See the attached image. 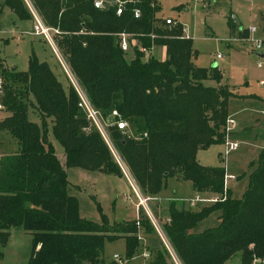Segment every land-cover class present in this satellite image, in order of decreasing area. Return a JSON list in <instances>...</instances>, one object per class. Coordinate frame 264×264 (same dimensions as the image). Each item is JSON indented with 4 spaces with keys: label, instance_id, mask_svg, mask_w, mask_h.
I'll return each instance as SVG.
<instances>
[{
    "label": "trees",
    "instance_id": "1",
    "mask_svg": "<svg viewBox=\"0 0 264 264\" xmlns=\"http://www.w3.org/2000/svg\"><path fill=\"white\" fill-rule=\"evenodd\" d=\"M94 1L29 0L42 23L60 32L63 60L106 122L111 142L140 192L158 196L169 179L178 178L190 182L197 193L226 194L224 200L197 210L168 204L163 228L177 260L225 264L235 254H240V264L264 259V141L257 161L249 164L240 198L224 190V167L202 166L196 158L198 151L224 144L228 105L238 96L220 85L216 67L193 63L191 39L172 19L167 18V24V19L156 18V0L127 3L120 15L116 6L96 9ZM3 5L19 20L30 18L22 0H4ZM228 21L232 37L237 32L246 37V30L238 29L230 16ZM120 33L133 35L136 45L129 40V49L123 51ZM138 46L164 47L165 59H145ZM3 72L0 69V260L12 228L31 237L26 264H104L105 243L121 239L123 259L131 260L141 246L140 230L150 234L146 222L140 218L138 224H109L103 217V223H93L79 216L78 199L70 193L65 169L120 176L101 135L79 109L74 88L64 87L32 51L26 70ZM208 78L215 87L204 84ZM113 111L119 117L112 116ZM29 113L38 123L28 119ZM120 120L127 129L117 128ZM54 141L63 149L65 168ZM214 213L217 225L197 232ZM147 264L174 263L158 246Z\"/></svg>",
    "mask_w": 264,
    "mask_h": 264
},
{
    "label": "rangeland",
    "instance_id": "2",
    "mask_svg": "<svg viewBox=\"0 0 264 264\" xmlns=\"http://www.w3.org/2000/svg\"><path fill=\"white\" fill-rule=\"evenodd\" d=\"M22 2L30 16L28 20L17 19L3 5L4 0H0V69L4 72L12 68L16 71L26 70L27 59L32 51L37 60L46 61L51 65L64 87L71 85L50 46L43 40L33 43L32 37L26 36L25 33L31 32L32 18L26 3L24 0ZM155 14L157 19L170 18L183 27L187 37L191 39L192 49L195 52L192 61L196 66L204 69L216 67L221 75L220 85L227 86L234 95H253L260 99L249 103L230 101L228 105V113L234 120V128L230 133L234 142H239L238 149L230 152L225 159L224 144H216L206 150H201L197 157L200 165L226 167V170L234 175V180L229 181L228 185L232 196L240 198L247 186L245 175L250 171L249 164L257 161L264 141V115L262 114L264 103H261L264 101V86L262 85L264 58L258 57V52L252 50L250 42L233 39L228 17L235 19L240 30L254 28L255 33L252 38L264 40V0H213L210 3H195L193 0H156ZM247 35L246 33V37L243 38L246 39ZM58 36H54V44L62 57L57 41ZM218 55L220 59H217ZM259 64L260 67H258ZM0 80L3 84L2 74H0ZM204 84L209 87L216 86V82L210 78L205 80ZM2 113L0 111V114ZM28 119L38 123L37 117L31 113L28 114ZM101 122L108 136L107 141L110 143L111 137L106 122L102 118ZM89 125L94 127L92 124ZM103 141L105 142L104 139ZM105 144L107 145L106 142ZM54 146L59 161L64 165L62 147L56 141H54ZM112 158L116 162L113 155ZM116 164L118 165L117 162ZM119 169L120 176L102 175L77 168L67 169L70 193L78 199L79 216L96 224L103 223V217L109 224L131 223L137 220L135 204L139 199H144L146 202L139 208V219L146 222L148 231L152 236H156L159 246H163L168 251L156 227L162 232L168 244L163 228L168 221V204L172 201L188 205L184 199L194 196L187 188L188 183L169 179L158 195L159 200L158 196H144L126 169L124 167ZM215 196L220 195L207 194L205 198L210 199ZM167 200L170 202L166 203ZM210 204L212 203H201L200 207ZM197 207L194 210H197ZM209 220L212 222V218ZM139 241L141 242L140 235ZM30 247L29 233L19 228L10 229L8 240L1 248L0 264H26ZM168 247L170 248V245ZM114 253L125 257V246L122 240L105 243L104 264L111 262L109 259ZM171 259L176 264L177 260L174 258V261L172 256ZM148 262V258L139 256L125 264H147ZM226 264H240V254H235Z\"/></svg>",
    "mask_w": 264,
    "mask_h": 264
},
{
    "label": "built area",
    "instance_id": "3",
    "mask_svg": "<svg viewBox=\"0 0 264 264\" xmlns=\"http://www.w3.org/2000/svg\"><path fill=\"white\" fill-rule=\"evenodd\" d=\"M27 0H24V2L27 5L28 11L31 15L32 18V27H31V32H29L28 34L36 36V37H40L44 42H46L51 50L53 51V53L57 56L58 61L60 63V65L62 66L65 75L67 76L68 80L71 83V86L74 88L77 96H78V107L79 109L83 112V114L85 115L86 119L90 122V124H92L96 130L100 133V135L102 136V138L105 140V142L107 143V146L110 150V152L112 153V155L114 156L116 162L118 163V165L120 167H124L126 169V167L124 166V164L122 163V161L119 158V155L116 151V149L114 148L113 144L107 141V134L105 131L104 126L102 125L101 122V117L99 115V112L90 104L89 100L87 99L84 91L79 87L78 83L76 82L73 74L70 72L68 66L66 65L65 61L63 60L62 57H60L56 46L54 44V36H58L60 35V32L58 31V29L56 28H52V27H48L46 25H44L41 21V19L39 18V16L37 15V13L35 12V10L33 9V7L31 6L29 0L26 2ZM137 0H95L93 3V6L96 9H103L105 6H116V14L120 15L122 13L123 7L125 4L127 3H135ZM195 2H200V0H193ZM134 16L136 18H138L140 16V11L139 9H134ZM232 21H235L234 18L230 17ZM167 24H171L169 19L166 20ZM247 31V38L246 39H241V41H245V42H250L252 44V50L258 53H263L264 52V40H259V39H254L252 38L253 34L255 33V29L254 28H249L246 30ZM118 38H119V44L120 47L123 51H127L130 47V45H136V42L133 40V35L131 34H127V33H120L118 34ZM129 40H131V44L129 43ZM152 49V48H151ZM151 49H146L142 46H138V50L144 54V58L148 59L149 57H151V53L150 50ZM217 58H219V55L217 56ZM261 65L259 64L258 67H260ZM262 85L264 86V82H262ZM2 94V88H1V80H0V97ZM2 110V105L0 103V111ZM112 116L115 117H119L116 111H113ZM116 126L119 130H125L127 129V124L124 121H117L116 122ZM234 128V120L230 117H228L227 121H226V126H225V134H226V140L224 142V146H225V150H224V158L226 159V157L229 155L230 152L235 151L236 149H238L239 144L237 142L231 141L228 139V135L229 133L232 131V129ZM122 164V165H121ZM119 167V168H120ZM225 169V167H224ZM124 171V169H123ZM127 171V169H126ZM125 172V171H124ZM128 173V171H127ZM125 177L128 178V175H130L128 173V175L126 173H124ZM234 176L229 175L225 172L224 174V179H223V187L224 190H226L228 188V182L230 180H233ZM129 183L133 188V184L130 182ZM135 192V191H134ZM136 193V192H135ZM226 197V194L224 192L223 197H218L215 196L211 199H201L196 197L194 200H191L189 202L190 206H194L195 203L197 202H205V203H215L218 202L219 200H224ZM139 198V197H138ZM146 202V200L144 199H139L138 203L136 204V216H137V224L139 221V208L144 205V203ZM148 216L150 217L149 213L147 212ZM153 225L156 227V225L154 224V222H152ZM156 230L162 240V243L165 245V247H167L168 252L170 253V255L173 257V259L176 258V256L174 255L171 247L169 248V243L167 244V241L164 237V235L162 234V232L157 229ZM174 259V261H175ZM112 261L117 262L118 264H125L127 261L125 259H123L122 257L118 256V255H114L112 256ZM178 261V260H177ZM177 261H175L176 264H180ZM251 264H264V259H260V258H255L253 259Z\"/></svg>",
    "mask_w": 264,
    "mask_h": 264
},
{
    "label": "crops",
    "instance_id": "4",
    "mask_svg": "<svg viewBox=\"0 0 264 264\" xmlns=\"http://www.w3.org/2000/svg\"><path fill=\"white\" fill-rule=\"evenodd\" d=\"M195 2V1H194ZM195 3H197V2H195ZM201 3V2H200ZM10 11V10H9ZM165 19H167V18H165ZM247 30V29H246ZM185 33V32H184ZM246 33H247V31H246ZM26 34V36H29V38H31L32 37V40H33V43L34 42H37L38 43V40H42L40 37H36V36H33V35H30V34H28V33H25ZM185 36L187 37V35H186V33H185ZM238 37V38H237ZM188 38V37H187ZM234 40H240L241 41V39H244L243 38V35L240 33V32H237V34L235 35V37L233 38ZM150 53H151V55L152 56H155L156 58H158L159 60H164L165 59V48L164 47H155V46H153L152 47V49L150 50ZM217 59H220V57L219 58H217ZM43 61V60H42ZM49 64V63H48ZM49 66L51 67V65L49 64ZM53 66V65H52ZM51 69H52V67H51ZM52 71L54 72V70L52 69ZM55 73V72H54ZM238 96V95H237ZM239 98H234V99H232L231 100V102H245V103H249L250 101H252V102H257L258 100H260V99H258L256 96H253V95H251V96H238ZM230 103V102H229ZM261 103H264V101H261ZM262 114L264 115V110L262 111ZM229 117H230V115H229ZM232 118V117H231ZM255 124L257 125V122H255ZM232 135H231V133H229V135H228V139L229 140H233L232 139V137H231ZM234 141V140H233ZM237 142V141H236ZM238 144H239V142H237ZM263 143V142H262ZM53 145H54V142H53ZM54 148H55V146H54ZM201 151V150H200ZM200 151H198L197 152V155H196V158L198 157V153L200 152ZM55 152H56V149H55ZM0 155H1V150H0ZM57 155V154H56ZM58 157V156H57ZM198 161V160H197ZM60 162V161H59ZM199 163V162H198ZM60 164H61V166L63 167V168H65V164L64 165H62V163L60 162ZM202 166H204V165H202ZM66 170V173H67V169H65ZM98 174H102V175H105V174H103L102 172H100V171H96ZM225 172L227 173V174H229V175H232V176H234L232 173H230V171L229 170H226V167H225ZM68 179V178H67ZM173 179H177V180H179L178 178H173ZM234 180V179H233ZM181 181V180H180ZM230 181H232V180H230ZM182 182H184V183H188L187 184V188H188V190H191L192 191V193L194 194V196L193 197H190V196H188V197H186L184 200V202H186L188 205L187 206H185L182 202L179 204L178 203V207H184L185 209H195L196 207H197V205H198V207H197V209H199L200 208V205H201V203H205V202H197V203H195L194 204V206H190V204H189V202L191 201V200H194L196 197H198V198H201V199H206L205 198V196L207 195V194H200V193H197L194 189H193V187H192V185H191V183L190 182H185V181H182ZM228 185H229V182H228ZM228 190H230V192H231V189L229 188V186H228ZM244 192V191H243ZM160 194V193H159ZM231 194H232V192H231ZM234 197V196H233ZM213 198V197H212ZM158 199H159V196H158ZM211 199V198H210ZM160 200V199H159ZM167 202H170V201H166V203ZM137 204V203H136ZM136 204H135V207H136ZM202 207V206H201ZM135 212H136V208H135ZM210 218H212V222H211V220H209ZM210 221V222H209ZM217 223H218V220H217V214L216 213H214V214H212V215H210L209 217H207L205 220H203L199 225H198V227H197V229H196V231L197 232H201V231H203V230H205V229H208V228H213V227H215L216 225H217ZM139 235H140V240H141V242H140V244H141V246H140V248H139V251H138V253L136 254V256H134L131 260H133L134 258H136V257H139V256H141V257H143V258H150V254H151V251L153 250V249H156L160 244H159V241H158V239L156 238V236H152V234H147V233H145L144 231H143V229H141L140 230V233H139ZM153 238L155 239V240H153ZM122 240V239H121ZM123 242H124V240H122ZM124 246H125V243H124ZM114 255H118V256H120V257H122L121 255H119V254H117V253H114V254H112L111 255V257H110V259H109V261H112V256H114ZM123 258V257H122ZM131 260H129V261H131ZM110 263V262H109ZM226 264V263H225Z\"/></svg>",
    "mask_w": 264,
    "mask_h": 264
},
{
    "label": "water",
    "instance_id": "5",
    "mask_svg": "<svg viewBox=\"0 0 264 264\" xmlns=\"http://www.w3.org/2000/svg\"><path fill=\"white\" fill-rule=\"evenodd\" d=\"M257 55H258V57H260V58H264V54H263V53H258Z\"/></svg>",
    "mask_w": 264,
    "mask_h": 264
}]
</instances>
